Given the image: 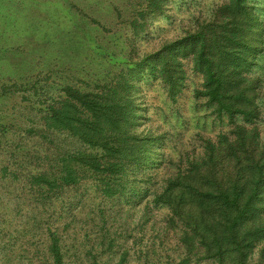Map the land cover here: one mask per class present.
<instances>
[{"label":"trees","instance_id":"16d2710c","mask_svg":"<svg viewBox=\"0 0 264 264\" xmlns=\"http://www.w3.org/2000/svg\"><path fill=\"white\" fill-rule=\"evenodd\" d=\"M189 1L0 3V146L10 118L30 122L0 148V209L5 186L17 198L10 208L30 211L19 227L0 221V264H127L130 239L142 264L161 251L166 264H264V0H221L157 46L134 48ZM192 75L195 105L229 127L185 146L157 122L146 90L181 114ZM154 208L167 214L148 246Z\"/></svg>","mask_w":264,"mask_h":264},{"label":"rangeland","instance_id":"374dc122","mask_svg":"<svg viewBox=\"0 0 264 264\" xmlns=\"http://www.w3.org/2000/svg\"><path fill=\"white\" fill-rule=\"evenodd\" d=\"M58 1L60 2V0ZM220 1L221 0H190L188 3H174L169 11L171 17H161L157 21H155L154 25L152 26V29L147 35H143L139 38L134 39V48H136L137 51L141 53L144 50H149L157 46L163 38L172 37L176 33L180 32L183 27H186L191 24L194 19V16H197L199 13H211L215 5ZM0 3L7 2L6 0H0ZM7 5L8 4L3 5L4 11L1 13V15L9 20L8 24H10V28L13 29H11V31L13 34H16L17 32L14 30L18 29V27H16L17 23L12 24L11 22L16 19L17 12L15 10H12V18L10 19V12L8 11ZM22 9H24L23 12ZM106 12H109L107 8ZM27 14H29V12L27 11V5H24L22 8L19 9L20 23L18 24V26H20V31L22 32H26L27 25L25 24V22L22 21V19H24ZM117 29L119 30H117L118 32H121V35L126 31L123 27H117ZM127 36L131 37V33L127 32ZM28 41L29 40H27V42ZM67 42L68 41L65 36L60 39V45H65L67 44ZM28 46L29 45H27L25 48L26 52L31 49V46ZM111 46L115 47V50L118 53L120 52V49L122 47V42L121 40H117V44H111ZM198 84L199 78H196L194 75H192L187 98L183 100L179 109L181 111V114H179L176 105H172L170 101L166 100L165 96L160 90H158V88L146 90V95L149 102L152 103L154 107H156L157 114L154 116L157 122L162 123L165 128L171 129L176 135L182 134L185 137L183 139L184 143H186L185 146L190 145L188 142H195V140H197L195 137L197 132H201L205 135L215 137L221 130L228 129L229 127L226 120L222 122L211 116L209 110L206 107H197L195 105V102L192 97V90ZM9 107H11V105H9ZM17 111L18 110H16V112ZM14 118L15 117L10 118L9 121L15 122L16 125L14 126L12 131L7 134V136L2 137V139H4V142L0 146V148H2V151L9 150L10 148L14 147L16 144V140L20 135L19 133H21L22 131V127L30 126V122L26 116H17L15 119ZM14 130L17 132L14 133ZM22 145H25L28 149H30V151H34L33 142H30V144L22 143ZM178 145L179 147H181V143H178ZM2 191L3 193L5 191L6 194H4V196L7 199L2 202L4 207L1 206L0 209L2 210L0 211L2 212L0 214V221L3 218L7 220L10 219L14 227H19V225L25 220V218L30 215L29 208L27 207L22 211H18L14 207V210H12L10 206L13 204L14 200L17 201L15 194L11 193V191H7V188L5 186L2 187ZM92 197L94 199V202L98 201V198H96L94 193H92ZM166 214V209L154 208L152 212L148 215V222L144 221V225L146 227L145 243H148V246L151 243L149 239L154 238L155 232L154 230H151V226L155 223L158 229L162 228L163 219ZM139 217L140 216H137L135 218L136 222L139 221ZM135 234H137L138 236L141 235L140 232H137ZM132 240L133 239H130L127 243L131 252L130 261L127 264H142L144 263V260L139 259L137 253L138 248L142 247V245H135ZM174 244L175 243L171 240L169 245L171 249H169V252L174 258H179L180 252L174 247ZM166 263L167 258L164 252L161 251V257H154L153 262L151 264Z\"/></svg>","mask_w":264,"mask_h":264}]
</instances>
